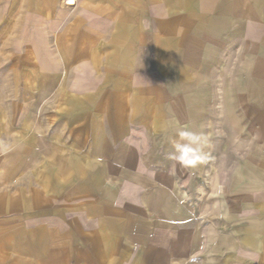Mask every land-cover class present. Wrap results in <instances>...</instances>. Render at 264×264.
Segmentation results:
<instances>
[{"label":"crops","instance_id":"0c3cea01","mask_svg":"<svg viewBox=\"0 0 264 264\" xmlns=\"http://www.w3.org/2000/svg\"><path fill=\"white\" fill-rule=\"evenodd\" d=\"M1 51L0 264H264V0H0Z\"/></svg>","mask_w":264,"mask_h":264},{"label":"clouds","instance_id":"9594fccd","mask_svg":"<svg viewBox=\"0 0 264 264\" xmlns=\"http://www.w3.org/2000/svg\"><path fill=\"white\" fill-rule=\"evenodd\" d=\"M177 135L183 143L177 142L174 145L175 151L169 155L170 159L185 168L195 167L206 159L202 151L203 146L208 144L206 136L186 129L179 130Z\"/></svg>","mask_w":264,"mask_h":264},{"label":"rangeland","instance_id":"374dc122","mask_svg":"<svg viewBox=\"0 0 264 264\" xmlns=\"http://www.w3.org/2000/svg\"><path fill=\"white\" fill-rule=\"evenodd\" d=\"M2 48V47H1ZM3 49V48H2ZM5 54L3 51L0 52V87L4 85L5 81V71L11 67V63H8L4 60Z\"/></svg>","mask_w":264,"mask_h":264}]
</instances>
